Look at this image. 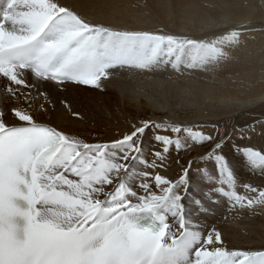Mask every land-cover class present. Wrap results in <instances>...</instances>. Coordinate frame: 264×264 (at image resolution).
<instances>
[{"label": "snow or ice", "instance_id": "6c2138e0", "mask_svg": "<svg viewBox=\"0 0 264 264\" xmlns=\"http://www.w3.org/2000/svg\"><path fill=\"white\" fill-rule=\"evenodd\" d=\"M241 34L129 30L65 0H0V264H264V250L229 249L201 222L221 201L229 211L264 208V187L241 185L224 154L226 130L144 119L90 143L40 119L52 88H100L118 70H207L229 58ZM235 132L243 139L255 125ZM205 143L212 147L175 178L161 174L172 149ZM238 152L264 174V148ZM196 160L214 168L197 170L200 190L189 201Z\"/></svg>", "mask_w": 264, "mask_h": 264}, {"label": "bare ground", "instance_id": "6f19581e", "mask_svg": "<svg viewBox=\"0 0 264 264\" xmlns=\"http://www.w3.org/2000/svg\"><path fill=\"white\" fill-rule=\"evenodd\" d=\"M82 15L113 27L184 34L197 39L219 37L232 29L242 31L240 43L226 49L229 58L203 69L171 67L154 72L118 70L100 88L68 86L51 89V104L40 119L90 143L107 142L140 120L199 123L211 133L215 124L230 138L224 154L232 161L242 185L264 187V174L253 171L238 148H264V0H65ZM243 26V27H242ZM247 29V30H243ZM61 101H67L65 108ZM43 102V101H42ZM77 113L78 115H73ZM255 125L242 139L233 128ZM214 134V133H212ZM151 133L145 151L151 147ZM211 144L172 149L161 174L175 178L181 165L204 155ZM151 159V156L148 157ZM179 161V163H177ZM214 168L211 160H196L190 169L191 201L200 190L198 169ZM243 192V188L240 189ZM201 222L222 233L229 249L264 250V208L229 211L221 201Z\"/></svg>", "mask_w": 264, "mask_h": 264}, {"label": "rangeland", "instance_id": "374dc122", "mask_svg": "<svg viewBox=\"0 0 264 264\" xmlns=\"http://www.w3.org/2000/svg\"><path fill=\"white\" fill-rule=\"evenodd\" d=\"M264 16V14H262V17Z\"/></svg>", "mask_w": 264, "mask_h": 264}]
</instances>
